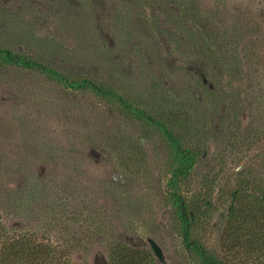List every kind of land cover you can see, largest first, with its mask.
<instances>
[{"label":"rangeland","instance_id":"1","mask_svg":"<svg viewBox=\"0 0 264 264\" xmlns=\"http://www.w3.org/2000/svg\"><path fill=\"white\" fill-rule=\"evenodd\" d=\"M1 48L163 122L194 154L178 191L199 219L193 239L226 264H264L261 249L240 258L226 217L232 192L264 188V0H0ZM181 162L116 100L0 67V225L44 237L64 264H108L111 241L154 256L149 239L157 264L200 263L168 197Z\"/></svg>","mask_w":264,"mask_h":264},{"label":"trees","instance_id":"2","mask_svg":"<svg viewBox=\"0 0 264 264\" xmlns=\"http://www.w3.org/2000/svg\"><path fill=\"white\" fill-rule=\"evenodd\" d=\"M0 67L21 69L38 74L68 90L87 91L103 100H116L125 109L127 108L129 112L149 121L153 125L161 127L167 141L176 153V158L178 157L182 160L176 169L172 171L167 183L169 200L176 207L177 231L181 238V243L189 254H195V257L200 262L198 263L194 259L196 264H226L212 257L192 237L195 225L199 219L196 220V213L185 204L184 199L178 191L180 180L188 175L194 167V154L183 148L175 135L168 130L163 122L156 121L144 110L127 103L120 95L104 84L97 83L88 78L76 77L60 72L49 63L19 55L9 49H0ZM245 192L246 190L241 187L231 193L230 196L233 199L236 198V200L232 201L229 205L228 213L226 214L227 218L230 217L229 224L227 225L228 232L247 243V247L240 254V258L247 256L254 248H257L255 250L256 253L260 249L264 251V228L256 231L254 227L257 218L264 217V188L254 191L253 195H249L248 199L243 200ZM43 238L37 237L36 233L23 234L16 233V231L9 233L0 225V264H64L67 254L63 249H60V247L54 249L50 241H43ZM67 244L73 247L70 241ZM106 249L108 264H157L151 251L141 247H133L118 241H111ZM239 249H237L236 253H238ZM226 257H228V254ZM68 260L71 261L70 259Z\"/></svg>","mask_w":264,"mask_h":264},{"label":"water","instance_id":"3","mask_svg":"<svg viewBox=\"0 0 264 264\" xmlns=\"http://www.w3.org/2000/svg\"><path fill=\"white\" fill-rule=\"evenodd\" d=\"M148 243L154 253V256L161 260L162 259V252H161V249L158 247V245L151 239L148 240Z\"/></svg>","mask_w":264,"mask_h":264}]
</instances>
